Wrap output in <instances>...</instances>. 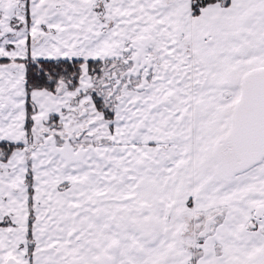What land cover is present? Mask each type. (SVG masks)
Masks as SVG:
<instances>
[{
	"label": "snow or ice",
	"instance_id": "6c2138e0",
	"mask_svg": "<svg viewBox=\"0 0 264 264\" xmlns=\"http://www.w3.org/2000/svg\"><path fill=\"white\" fill-rule=\"evenodd\" d=\"M0 264H264V0H0Z\"/></svg>",
	"mask_w": 264,
	"mask_h": 264
}]
</instances>
